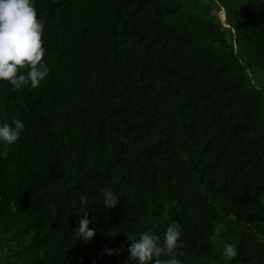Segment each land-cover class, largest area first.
I'll return each mask as SVG.
<instances>
[{"label": "trees", "instance_id": "trees-1", "mask_svg": "<svg viewBox=\"0 0 264 264\" xmlns=\"http://www.w3.org/2000/svg\"><path fill=\"white\" fill-rule=\"evenodd\" d=\"M34 3L50 73L0 81V125L25 124L0 142V264H132L128 234L174 222L183 264H264V0Z\"/></svg>", "mask_w": 264, "mask_h": 264}, {"label": "clouds", "instance_id": "clouds-1", "mask_svg": "<svg viewBox=\"0 0 264 264\" xmlns=\"http://www.w3.org/2000/svg\"><path fill=\"white\" fill-rule=\"evenodd\" d=\"M43 33L44 23L39 18L34 0H0V81L8 82L13 91L28 84L37 88L49 75L50 69L44 61ZM24 129L25 124L16 118L11 123L0 125V142L3 143L5 159L8 157V146L18 140ZM101 194L106 209L119 203V197L113 191L104 189ZM80 200L87 203L84 196ZM83 212L84 217L79 221L75 235L89 242L96 235V230L89 227L93 221L88 218V212ZM181 232V224L174 222L167 227L163 238L151 229L141 233L139 238L128 234L131 241L128 261L132 264H183L177 258V255H186L185 252H178L184 247ZM116 234V231L110 232V235ZM106 251L114 254L110 249ZM222 254L227 259H233L237 256L236 247L231 243L225 244Z\"/></svg>", "mask_w": 264, "mask_h": 264}, {"label": "rangeland", "instance_id": "rangeland-1", "mask_svg": "<svg viewBox=\"0 0 264 264\" xmlns=\"http://www.w3.org/2000/svg\"><path fill=\"white\" fill-rule=\"evenodd\" d=\"M221 16L223 18V21H225V14L223 12H222Z\"/></svg>", "mask_w": 264, "mask_h": 264}]
</instances>
